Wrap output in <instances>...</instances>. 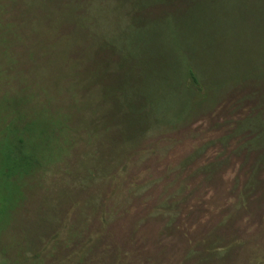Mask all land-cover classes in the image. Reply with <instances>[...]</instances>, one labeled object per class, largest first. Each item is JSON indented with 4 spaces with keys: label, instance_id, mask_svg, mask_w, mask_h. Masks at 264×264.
I'll return each instance as SVG.
<instances>
[{
    "label": "rangeland",
    "instance_id": "obj_1",
    "mask_svg": "<svg viewBox=\"0 0 264 264\" xmlns=\"http://www.w3.org/2000/svg\"><path fill=\"white\" fill-rule=\"evenodd\" d=\"M27 1L31 11L18 20L22 40L10 37L9 43L20 64L0 74V101L3 93L13 91L11 86L22 85L13 70L25 68L36 81L32 105L38 112L46 95L53 106L57 103L56 92L69 67L60 54L40 55L31 43L34 17L29 14L49 9L67 19L73 12L66 0ZM217 1V15L211 19L209 12L201 28L203 38H197L203 46L196 50V84L191 81L188 92L178 91L175 104L165 97L168 114L162 111L160 118L148 122V104L135 99L132 104L142 108L144 120L133 144L129 124H135L124 106L132 107V80L142 78L130 68H145V54L118 48L114 73L101 56L98 66L94 63L98 78L90 67L81 68L88 94L74 99L72 107L59 104L76 128L66 132V140L74 136L76 144L64 141L60 156L45 163V171L25 175L22 193L16 189L15 196L8 194L2 203L0 264H15L23 250L36 252L64 219L83 238L102 218L104 237L121 247L141 244L147 264H264V0ZM13 10L8 19L17 22L21 8ZM44 25L46 21L38 27ZM70 27L63 20L55 37ZM181 34L184 45L194 46L195 35L188 39ZM83 37L82 48L91 44L86 41L89 33ZM101 42L104 46L105 40ZM30 49L33 59L28 58ZM99 99L109 103L100 105ZM109 105L113 112L123 110V116L120 124L110 121L116 126L105 132L100 118L92 124L88 120ZM131 150L143 154L126 161L124 154ZM120 171L121 178L115 177ZM108 174L115 178L103 177ZM100 241L82 260L94 257Z\"/></svg>",
    "mask_w": 264,
    "mask_h": 264
},
{
    "label": "trees",
    "instance_id": "obj_2",
    "mask_svg": "<svg viewBox=\"0 0 264 264\" xmlns=\"http://www.w3.org/2000/svg\"><path fill=\"white\" fill-rule=\"evenodd\" d=\"M216 2L219 3L217 0H66L65 6L73 12V15L66 17L67 19L49 9L40 14L32 11L29 14L34 17L30 23L33 24L30 35L35 38L31 43L41 52V56L45 51L60 54L69 70L63 75L64 82L57 89L55 97L57 103L53 106L46 95L38 112L32 105L36 95L33 84L36 81L31 80L30 73L25 68L13 70L22 85L11 86L13 91L10 94L3 93L4 102L0 101V208L8 194L15 196L16 189L22 193L25 175L32 176L34 173L45 171L46 167H43L45 163L50 164L60 156L64 151V141L66 145L76 144L74 136L66 140V132L76 128L69 125L68 122H71L72 118L69 117V113H64L63 105L59 104L66 102L72 107L74 99L86 93L84 71L80 70L82 67L87 68L86 70L90 67L94 76L98 78L99 71L96 70L94 63L98 66L101 56H104V61L108 63L107 69L114 73L112 64L118 60L117 57L114 59L118 48L121 47L122 53L124 49L143 52L147 59L146 67L130 68L131 71L136 69L142 77L140 81L136 76L132 80L135 88L129 96L130 102L132 104L135 99H143L148 104L146 122L152 118H160L158 115H161L162 111L167 115L166 110L170 106L165 104L164 98L170 97L169 101L175 100V104L178 91L184 89L188 92L191 81L196 84L195 57L198 49L203 46V40L197 38H203L204 32L201 28L209 12L213 11L211 19L217 15V8H214ZM31 6L27 0H0V74L5 73L9 66L20 64L19 55L9 51L10 37L22 40L18 20L23 12L25 14V11H31L29 9ZM19 7L20 14L16 13L14 19L17 22L10 21L8 16L12 9ZM63 20L71 26L70 30L61 38L55 37L63 27ZM44 21L47 25H44L45 29H40L38 25ZM70 22L75 24V27ZM182 31L188 39L192 38V35L196 36L194 46L191 42L189 45L192 47L184 45ZM84 33H87V36L90 34L86 41L91 44L82 48ZM100 40H105L104 46ZM102 46L106 53L103 52ZM28 56L29 59L35 56L32 49ZM1 81L4 80L0 79ZM17 82L19 80L13 83ZM61 93L63 96L59 99ZM102 102L109 103L106 99L97 100L100 105ZM130 107V104L124 106L130 114V122L135 124H129L134 130L130 137L133 144L132 140L139 132L144 119L142 108L133 104ZM100 109L101 114L91 117L89 123L100 118L99 121L102 122L100 129L105 132L116 126L109 124L113 119H116L118 124L121 123L123 110L113 112L111 105ZM105 120L107 121L103 123ZM175 120L178 119L173 118V121ZM88 127L91 128L89 125ZM113 136L115 138L117 136L119 142L124 143L116 132ZM129 152L124 154L126 161H130L127 158L143 154V151L138 150ZM121 173L122 171L115 174V177L121 178ZM106 176L103 177H109L110 180L115 178L113 174ZM12 186L15 187L8 189ZM94 225L100 226V229L94 226L95 229L92 228L88 236L79 238L78 229H73L68 219H64L36 252L29 255L23 250L15 264H147V260H143L142 252L145 248L141 244L137 246L138 248L133 247L131 243L130 246L121 247L120 244L110 242V239L104 237L102 229L106 225L103 218L100 223L96 222ZM99 239L101 249H97L93 258L82 260L84 252L92 250ZM147 250L152 253L151 250Z\"/></svg>",
    "mask_w": 264,
    "mask_h": 264
}]
</instances>
